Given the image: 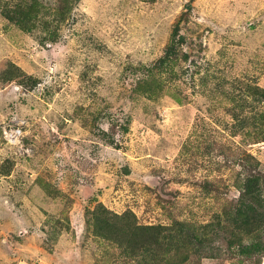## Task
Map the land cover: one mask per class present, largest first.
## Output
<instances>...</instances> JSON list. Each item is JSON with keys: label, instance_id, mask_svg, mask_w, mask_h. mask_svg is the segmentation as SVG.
I'll use <instances>...</instances> for the list:
<instances>
[{"label": "rangeland", "instance_id": "obj_1", "mask_svg": "<svg viewBox=\"0 0 264 264\" xmlns=\"http://www.w3.org/2000/svg\"><path fill=\"white\" fill-rule=\"evenodd\" d=\"M58 2L0 0V264H109L99 202L141 224L228 225L237 178L264 180V0H73L51 41ZM176 23L177 56L155 68ZM218 234L220 254L184 264H264Z\"/></svg>", "mask_w": 264, "mask_h": 264}, {"label": "trees", "instance_id": "obj_2", "mask_svg": "<svg viewBox=\"0 0 264 264\" xmlns=\"http://www.w3.org/2000/svg\"><path fill=\"white\" fill-rule=\"evenodd\" d=\"M58 1L55 7L56 23L49 33L43 36L51 41L57 38L55 26L65 21L69 15L67 11L73 6V0H62L65 8L61 6L60 0ZM29 15H11L7 10L4 13L9 21L22 29L28 28L32 18ZM38 20L41 22L42 18ZM41 23L46 26L45 21L42 20ZM183 40L184 36L179 33V25L176 23L164 53L156 60L154 67L160 69L169 67L170 61L177 56V46ZM181 54L184 59L188 57L187 53ZM15 70L10 69L7 72ZM15 74L8 73L7 80ZM216 88L228 94L223 88V83H219ZM256 90L258 96L252 98L264 101V90L258 87ZM248 94L250 93L247 91H241L234 97L235 105L231 110L235 118L245 107L251 105L246 99ZM235 186L240 195L234 210L229 214L230 217L226 219L227 221L224 220L228 223L226 226L219 217L198 225L178 219H174L171 224H141L131 210L116 212L99 202L89 212L91 232L95 237L115 245L117 252L112 257L109 255V264H184L192 254L201 255L203 251H208L210 256H216L220 254L222 248L210 244L215 238L213 235L220 236L219 231L225 235L223 239L229 249L238 247V252L250 259L251 256L264 252V180L248 170V173L237 178Z\"/></svg>", "mask_w": 264, "mask_h": 264}, {"label": "built area", "instance_id": "obj_3", "mask_svg": "<svg viewBox=\"0 0 264 264\" xmlns=\"http://www.w3.org/2000/svg\"><path fill=\"white\" fill-rule=\"evenodd\" d=\"M15 131V133H17V131L16 130H14Z\"/></svg>", "mask_w": 264, "mask_h": 264}]
</instances>
